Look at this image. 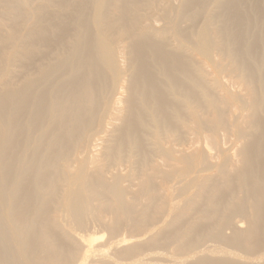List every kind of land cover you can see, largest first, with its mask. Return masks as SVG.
I'll use <instances>...</instances> for the list:
<instances>
[{
    "label": "bare ground",
    "instance_id": "bare-ground-1",
    "mask_svg": "<svg viewBox=\"0 0 264 264\" xmlns=\"http://www.w3.org/2000/svg\"><path fill=\"white\" fill-rule=\"evenodd\" d=\"M0 264H264V0H0Z\"/></svg>",
    "mask_w": 264,
    "mask_h": 264
}]
</instances>
